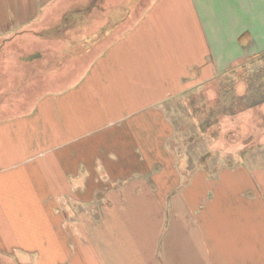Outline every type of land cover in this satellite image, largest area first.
I'll return each mask as SVG.
<instances>
[{
  "label": "crops",
  "instance_id": "crops-1",
  "mask_svg": "<svg viewBox=\"0 0 264 264\" xmlns=\"http://www.w3.org/2000/svg\"><path fill=\"white\" fill-rule=\"evenodd\" d=\"M109 1L0 0L1 38L61 14L71 22L43 27L50 47L60 40L52 32L80 29L85 41L70 46H89L51 73L65 89L0 120V254L34 264H264V182L235 185L234 171L186 180L168 149L170 106L248 53L264 9L131 0L118 19Z\"/></svg>",
  "mask_w": 264,
  "mask_h": 264
},
{
  "label": "rangeland",
  "instance_id": "rangeland-1",
  "mask_svg": "<svg viewBox=\"0 0 264 264\" xmlns=\"http://www.w3.org/2000/svg\"><path fill=\"white\" fill-rule=\"evenodd\" d=\"M121 2L122 7L118 6V3L115 6L116 1L111 0L108 7L122 9L118 19H125L127 16L125 7L137 5L138 2L131 0ZM77 6L65 7L72 10ZM253 8L264 9V0L259 2L254 0ZM94 14L96 19H91L97 22L98 12ZM262 19L264 20V17ZM66 22L71 21H67L61 14L56 17L47 16L43 18L42 26ZM43 27H37V30H32L34 28L32 27L28 29L30 31L22 34L21 26L8 36L1 38L0 35V120L21 114V109L22 115L29 114L33 112L36 104L48 103L50 99H47V95L59 88L63 90L67 87L65 77L60 73L51 76V73L56 68L67 67L63 60L68 57V51L88 50L89 46L75 48L68 42L69 39L71 43L80 40L77 45H81L82 41H85L81 29L80 32L73 33L52 32L60 38L58 46L52 49L50 43L54 41L51 39V33L45 31ZM234 29L235 36L240 30L235 27ZM255 34L257 35L251 40L252 46L248 49L249 54L245 53L231 63L229 68L227 67L228 71L220 73L211 83H204L201 88L195 89L170 106L168 114L174 125V137L168 144V149L178 169L184 172L186 180L199 173V178L202 174L207 177L206 179L215 182L223 173L232 174L234 171L235 185L254 183L256 180L258 183L264 182V103L232 116L218 113L217 117H208L220 93L223 95L229 90L227 84L230 83V88H233L236 96L241 98L250 88L247 77L264 66V33ZM88 35L92 41L97 38L98 32H90ZM245 44L247 42H243L242 45ZM30 54H41L44 59L26 60L31 62L27 63L24 59ZM82 62L84 61L81 60ZM73 65L77 67L78 63L75 62ZM223 66L221 65V68ZM34 258L25 257L22 261V255L0 254V264H34Z\"/></svg>",
  "mask_w": 264,
  "mask_h": 264
},
{
  "label": "trees",
  "instance_id": "trees-1",
  "mask_svg": "<svg viewBox=\"0 0 264 264\" xmlns=\"http://www.w3.org/2000/svg\"><path fill=\"white\" fill-rule=\"evenodd\" d=\"M248 82L250 83V88H252H249L246 95L241 98L236 96L233 88H230L231 84H227L229 90L223 95L220 93L218 101L212 107V111L208 117H217L218 113L223 116H232L247 108L264 103V66L249 75L247 77Z\"/></svg>",
  "mask_w": 264,
  "mask_h": 264
}]
</instances>
